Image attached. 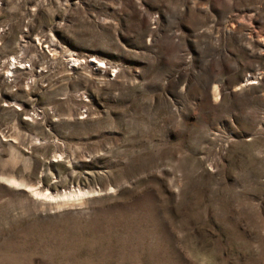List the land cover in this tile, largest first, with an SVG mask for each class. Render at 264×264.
<instances>
[{"label": "rangeland", "instance_id": "1", "mask_svg": "<svg viewBox=\"0 0 264 264\" xmlns=\"http://www.w3.org/2000/svg\"><path fill=\"white\" fill-rule=\"evenodd\" d=\"M0 264H264V0H0Z\"/></svg>", "mask_w": 264, "mask_h": 264}, {"label": "bare ground", "instance_id": "2", "mask_svg": "<svg viewBox=\"0 0 264 264\" xmlns=\"http://www.w3.org/2000/svg\"><path fill=\"white\" fill-rule=\"evenodd\" d=\"M69 58H70V61L71 62H75L77 59L76 58H74V57H71V56H69ZM100 62V61H99ZM76 63H78V62H76ZM15 181V180H14ZM17 182V181H16ZM18 184V183H17ZM19 187V186H18ZM32 189V188H31ZM30 189V191L33 193V195L34 196H38V197H40V196H44V197H51V195H49V194H42V193H39V191H36V190H31ZM85 191H81V190H75V191H71V192H66L64 195H63V197L65 198V200L66 199H77V198H79L80 197V195L81 194H85L84 193ZM87 194H88V192H87ZM54 197V196H53ZM83 198V197H82ZM81 200V199H80ZM77 201V200H76ZM69 202V201H68Z\"/></svg>", "mask_w": 264, "mask_h": 264}]
</instances>
